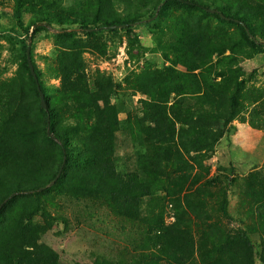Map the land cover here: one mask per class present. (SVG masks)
Wrapping results in <instances>:
<instances>
[{"label": "trees", "instance_id": "16d2710c", "mask_svg": "<svg viewBox=\"0 0 264 264\" xmlns=\"http://www.w3.org/2000/svg\"><path fill=\"white\" fill-rule=\"evenodd\" d=\"M36 1L42 12L40 18L23 30L20 40L27 79L6 85V91L0 94V264H60L58 256L42 243L55 219L37 197L51 190L47 188L50 183L75 199H103L119 217L140 231V254L129 261L100 259L98 264H191L194 260L198 264H256V260L264 264V219L262 231L240 229L223 235L205 222L207 216L200 212V200L189 205L185 202L187 209H183L182 200L177 198L184 184L192 187L199 180L198 173L207 174L201 155L213 152L224 136L225 124L223 128L215 126L218 116L214 123H208L204 118L194 119L190 113L167 108L169 93L159 79L150 89H143L147 100L141 102L142 117H136L129 126L138 138V148L148 150L142 156L136 155L132 172L121 174L114 145L124 121L119 119L122 111L111 104L110 84L101 82L90 89L75 55L69 54L61 59L57 69L61 87L50 94L35 68L37 81L34 80L26 56L30 35L49 32L61 42H68L78 34L133 33L160 20L170 5L236 24L250 45L264 52V42L259 37L264 35V0L235 11L228 10L225 0L212 8L200 0H159L148 14L149 0H77L84 5L92 2L91 15L75 9H57L61 0H16L17 17L26 3ZM120 7L129 11L124 18L116 16ZM193 41L196 53L184 56L179 64L191 72L205 63L206 50L211 47L203 38ZM37 86L44 95L46 111L40 105ZM201 98L205 110L213 109L208 99ZM235 100L231 99L228 107L230 120L235 116ZM219 110L225 116L222 108ZM191 154L197 157L184 158ZM169 168L176 174L174 182L166 173ZM195 171L199 172L193 175ZM167 182L169 188L162 185ZM203 185L218 189L222 195L220 210L226 216L227 185L214 179L205 180ZM251 188L260 192L252 183ZM158 189L172 202L174 222L167 226L162 214L149 219L141 215L142 200L155 195ZM185 210L199 223L197 235L191 233ZM254 232L259 234L257 243L250 237Z\"/></svg>", "mask_w": 264, "mask_h": 264}, {"label": "rangeland", "instance_id": "374dc122", "mask_svg": "<svg viewBox=\"0 0 264 264\" xmlns=\"http://www.w3.org/2000/svg\"><path fill=\"white\" fill-rule=\"evenodd\" d=\"M62 1L58 2L57 9H75L88 15L94 11V0L85 5L77 0ZM158 1L149 0L146 14ZM200 1L212 8L220 0ZM262 2L225 0L230 11ZM15 6L16 0H0V94L6 91V85H17L27 79L22 66L20 40L23 30L42 13L37 1L26 3L18 18ZM128 13L120 7L116 16L124 18ZM54 27L58 28L57 25ZM262 27L264 31V24ZM259 37L264 42V35ZM202 38L211 45L206 50V64L191 72L179 64L184 56L196 53L192 41ZM28 44L33 68L39 72L41 82L50 94L61 87L57 69L61 59L69 54L75 55L76 64L90 89L101 82L110 84L111 104L122 111L119 119L124 121L114 145L117 170L121 174L132 172L138 159L136 155L142 156L148 150L138 148V138L129 126L136 117H142L141 102L147 100L143 89H150L159 79L169 93L165 102L167 108L190 113L194 119L204 118L208 123H214L215 116H218L215 126L223 128L225 124L224 136L213 152L201 155V164L208 175L195 171L193 175L198 173L199 180L192 187L184 184L177 198L182 200L183 209H187V202L189 205L200 200V212L207 216L203 217L205 222L223 235L240 229L262 231L264 52L250 45L238 25L170 5L160 20L137 28L133 33L78 34L68 42H61L54 33L41 32L33 37L30 35ZM177 90L180 93H176ZM201 97L208 99L214 105L213 109L205 110ZM233 98L237 106L235 116L230 120L227 111ZM65 118L69 119L70 114ZM196 157L191 154L184 158ZM166 173L171 182L177 180L171 168ZM204 178L227 185L226 216L220 210L222 195L217 193V188L204 186ZM251 183L258 186L260 192L254 191ZM52 185L50 183L47 187L51 190L37 198L55 219L51 230L42 237V243L58 256L60 264H98L100 259L129 261L143 251L140 231L119 217L103 199H75ZM162 185L170 187L168 182ZM141 207V215L147 219L162 214L166 226L174 222L171 198L161 189L152 197L143 199ZM185 211V218L191 222V233L197 235L199 223L189 210ZM36 222L41 221L37 218ZM250 237L253 243L259 240L258 233L254 232ZM191 264H198V261ZM256 264L262 263L256 260Z\"/></svg>", "mask_w": 264, "mask_h": 264}, {"label": "water", "instance_id": "95a60500", "mask_svg": "<svg viewBox=\"0 0 264 264\" xmlns=\"http://www.w3.org/2000/svg\"><path fill=\"white\" fill-rule=\"evenodd\" d=\"M209 12L212 13L213 11L209 10ZM29 49H30V45L28 44V46H27V54H26V56H27V62H28V67H29L30 73L33 76L34 80L37 81V77L35 75L33 65H32V63L30 61ZM37 90H38V93H39L40 105H41L42 109H44L46 111L47 110V107H46L44 95H43V93L41 92V90H40V88L38 86H37ZM47 134L50 135V131L49 130H47Z\"/></svg>", "mask_w": 264, "mask_h": 264}]
</instances>
